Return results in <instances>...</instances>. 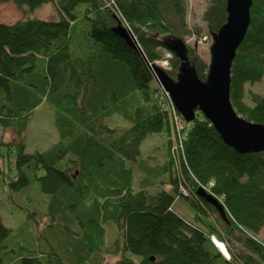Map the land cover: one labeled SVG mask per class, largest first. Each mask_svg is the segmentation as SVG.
<instances>
[{"label": "trees", "instance_id": "trees-1", "mask_svg": "<svg viewBox=\"0 0 264 264\" xmlns=\"http://www.w3.org/2000/svg\"><path fill=\"white\" fill-rule=\"evenodd\" d=\"M9 1L25 16L13 24L0 21V127H14L21 139L0 141V180L9 191L36 189L47 197L52 223L49 233L39 230L50 245L34 234L39 244L29 249L0 214V264H98L109 250L103 246L106 222L123 238L122 247L118 240L111 246L121 253L114 264H264V238L257 236L264 229V152H238L201 112L185 125L182 147L174 151L166 97L147 62L163 56L170 38L202 36L188 24L187 0L0 3ZM226 3L210 0L203 15L210 33L225 25ZM45 4L55 7L57 19L27 14ZM250 14L231 67L230 99L247 120L264 123V93L247 89L264 83V0H253ZM118 18L147 61L113 31ZM187 49L206 79L209 63L195 46ZM180 64L174 54L167 70L174 79ZM44 103L55 110L60 139L48 150L27 152L23 131ZM117 115L130 125H111ZM163 132L165 157L151 166L153 157L143 158L141 145ZM137 170L145 174L138 188ZM201 186L222 202L227 219L198 193ZM183 199L193 220L174 208ZM28 215L36 230L38 215Z\"/></svg>", "mask_w": 264, "mask_h": 264}, {"label": "water", "instance_id": "water-1", "mask_svg": "<svg viewBox=\"0 0 264 264\" xmlns=\"http://www.w3.org/2000/svg\"><path fill=\"white\" fill-rule=\"evenodd\" d=\"M228 17L225 25L211 33V61L206 79H201L195 65L189 59L188 45L184 38H170L167 50L173 52L181 61L174 79L166 69L147 61L138 40L123 20L113 31L130 46L137 49L156 74V80L169 92L177 110L187 122H192L197 112H201L212 122L226 142L240 153L264 152V123L247 120L234 106L231 98L232 68L239 45L243 42L251 23L253 0H227ZM198 193L218 207L220 215L227 219L222 202L205 188ZM221 252L230 257L227 249Z\"/></svg>", "mask_w": 264, "mask_h": 264}, {"label": "rangeland", "instance_id": "rangeland-1", "mask_svg": "<svg viewBox=\"0 0 264 264\" xmlns=\"http://www.w3.org/2000/svg\"><path fill=\"white\" fill-rule=\"evenodd\" d=\"M188 3V24L191 29H200L202 31V36H187L185 37L188 43L195 46L198 50V54L207 63L211 61V46L213 39L211 33L208 29V23L204 19V13L210 4V0H187ZM52 4H45L36 11L27 13L31 17H38L41 19H57L58 13ZM25 12L20 9L13 1L0 3V21L3 23L13 24L19 21L25 16ZM247 89L249 92L264 93V83L260 82L257 84H248ZM249 103H251L250 98H246ZM55 110L48 103H44L39 106L32 118L30 119L27 130L23 131V138L27 145V152H35L37 150L44 151L50 149L54 144H56L60 139V133L55 123ZM110 124L119 126L121 128L126 127L129 122L125 121L121 115H117L113 119H110ZM187 132V131H186ZM173 133V132H172ZM173 137V134H172ZM21 139L20 135L17 133L14 127L4 129L0 127V141H19ZM168 141V136L165 132L150 134L143 142L142 152L143 158H148L152 156L150 160V165L153 166L156 163L162 162L165 155V145ZM144 172L137 170V182L135 187L138 188L141 185V181L144 177ZM142 179V180H141ZM140 180V181H139ZM0 180V214L3 217L5 224L8 227L14 229L16 239H19L25 247L31 249L33 246L39 244L38 240L34 234L40 236V240L46 242L47 246L50 243L41 235L42 231L44 233H49L47 226L52 223L50 218L46 213L47 197H43L39 194V191L31 190L30 193H17L9 191L5 186L2 185ZM37 187V185H34ZM184 191V190H183ZM37 193V194H36ZM42 205L37 209L40 204ZM174 208L176 211L187 220H193L194 212L188 203L183 200H178ZM36 212L38 215L39 226L36 230L33 229V223L28 224L26 222L28 214ZM47 229V230H46ZM75 231L79 230L77 223L73 225ZM105 236H104V249L109 248V250L103 251L102 259L98 264H114L121 257V253H115L113 247H111L116 240L120 243V247L123 245L122 235L119 233L117 226L114 223L106 222L104 223ZM42 230V231H39ZM260 239L264 238V229L257 235ZM118 238V239H117ZM38 239V238H37ZM48 240V239H47ZM66 243V241H65ZM52 264V263H50ZM53 264H60L59 262H54Z\"/></svg>", "mask_w": 264, "mask_h": 264}, {"label": "built area", "instance_id": "built-area-1", "mask_svg": "<svg viewBox=\"0 0 264 264\" xmlns=\"http://www.w3.org/2000/svg\"><path fill=\"white\" fill-rule=\"evenodd\" d=\"M173 56L172 52L170 51H166L163 59L161 60H157V63L160 65H163L164 67H169L170 66V58ZM165 97H166V103H167V109H168V113L169 116L171 118V127H172V131H173V138H174V144H173V150L177 151L178 149H180L182 147V142L184 139V127L186 125V123H184V119L181 116L180 113H178V110L176 108V106L174 105V102L170 96V94L168 92H164ZM184 192L186 193V190L183 189Z\"/></svg>", "mask_w": 264, "mask_h": 264}, {"label": "bare ground", "instance_id": "bare-ground-1", "mask_svg": "<svg viewBox=\"0 0 264 264\" xmlns=\"http://www.w3.org/2000/svg\"><path fill=\"white\" fill-rule=\"evenodd\" d=\"M215 238V237H214ZM217 242H218V244L220 245V248H223V250H225L224 249V247H225V245L223 244V243H221V241L220 240H218L217 238L215 239Z\"/></svg>", "mask_w": 264, "mask_h": 264}]
</instances>
